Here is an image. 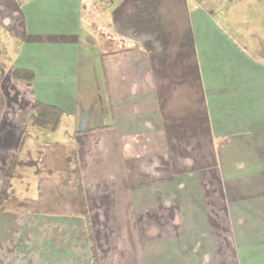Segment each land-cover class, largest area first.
<instances>
[{"label": "crops", "instance_id": "crops-1", "mask_svg": "<svg viewBox=\"0 0 264 264\" xmlns=\"http://www.w3.org/2000/svg\"><path fill=\"white\" fill-rule=\"evenodd\" d=\"M200 1L0 0V189L43 102L88 211L2 212L0 264H264V0Z\"/></svg>", "mask_w": 264, "mask_h": 264}, {"label": "trees", "instance_id": "trees-1", "mask_svg": "<svg viewBox=\"0 0 264 264\" xmlns=\"http://www.w3.org/2000/svg\"><path fill=\"white\" fill-rule=\"evenodd\" d=\"M15 80L32 82L35 74L15 69ZM64 112L57 106L36 101L30 124L48 131H56ZM29 131L23 130L0 189L2 212H29L42 215H85L87 202L78 151L72 141L48 142L37 148V195L24 197L12 191L13 177L25 149Z\"/></svg>", "mask_w": 264, "mask_h": 264}, {"label": "rangeland", "instance_id": "rangeland-1", "mask_svg": "<svg viewBox=\"0 0 264 264\" xmlns=\"http://www.w3.org/2000/svg\"><path fill=\"white\" fill-rule=\"evenodd\" d=\"M0 40L1 39H5L4 38V35L0 34ZM6 68H4L3 66V72L1 73L2 75H5L6 74V71H5ZM28 129H30V135H29V138L27 140V145H26V148L24 150V154H23V160H24V164H25V172H28L27 173V178H29V182H33V177L34 174H35V170L36 168H34L36 161H37V153H35V150H37V148H40L41 146L45 145V143H48V142H55V141H60L62 140L63 138V131L60 130L56 133H51L49 131H46V130H43L45 132H43V134H39L38 131L40 130L39 127H34V126H29ZM38 136H41V137H38ZM38 146V147H37ZM37 147V148H36ZM33 167H32V166ZM32 167V168H31ZM18 178H17V182H18ZM35 192H37V180H36V177H35ZM16 190V189H14ZM29 192H32L31 190ZM28 192V196L29 197H33L34 196V191L33 193H30L29 194ZM81 232H79L78 234V239L77 241L79 243H81Z\"/></svg>", "mask_w": 264, "mask_h": 264}, {"label": "built area", "instance_id": "built-area-1", "mask_svg": "<svg viewBox=\"0 0 264 264\" xmlns=\"http://www.w3.org/2000/svg\"><path fill=\"white\" fill-rule=\"evenodd\" d=\"M105 4H112L114 0H102ZM205 0H201L200 3H198L197 5L199 6L200 4H204Z\"/></svg>", "mask_w": 264, "mask_h": 264}]
</instances>
